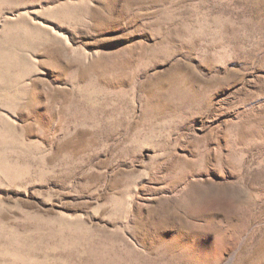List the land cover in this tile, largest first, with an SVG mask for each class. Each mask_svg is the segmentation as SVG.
<instances>
[{"label": "rangeland", "instance_id": "rangeland-1", "mask_svg": "<svg viewBox=\"0 0 264 264\" xmlns=\"http://www.w3.org/2000/svg\"><path fill=\"white\" fill-rule=\"evenodd\" d=\"M0 264H264V0H0Z\"/></svg>", "mask_w": 264, "mask_h": 264}]
</instances>
